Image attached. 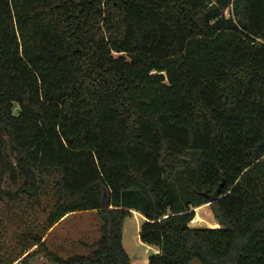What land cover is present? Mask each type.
Instances as JSON below:
<instances>
[{"label":"trees","instance_id":"1","mask_svg":"<svg viewBox=\"0 0 264 264\" xmlns=\"http://www.w3.org/2000/svg\"><path fill=\"white\" fill-rule=\"evenodd\" d=\"M45 191L102 220L88 256L30 233L55 264H132L134 213L149 264H264V0H0V229Z\"/></svg>","mask_w":264,"mask_h":264},{"label":"rangeland","instance_id":"2","mask_svg":"<svg viewBox=\"0 0 264 264\" xmlns=\"http://www.w3.org/2000/svg\"><path fill=\"white\" fill-rule=\"evenodd\" d=\"M18 107L15 114H18ZM7 190L15 192L16 188ZM48 189V188H47ZM9 201V200H8ZM43 205L32 211L28 208V199L5 201L2 204L1 215L4 224L0 237V264H55L34 246L30 233L44 237L48 248L62 258L72 256H88L91 252L84 244L92 245L101 240L102 220L96 211H83L71 214L49 229L47 216L55 204L52 192L45 191L42 195ZM144 218L139 213H134L124 225L123 243L131 257L132 264H149L150 257L155 253V248L141 242L139 233ZM193 228L219 227L218 222L209 205L196 209V217L190 224ZM31 254V257H25ZM191 264H201L193 261Z\"/></svg>","mask_w":264,"mask_h":264},{"label":"water","instance_id":"3","mask_svg":"<svg viewBox=\"0 0 264 264\" xmlns=\"http://www.w3.org/2000/svg\"><path fill=\"white\" fill-rule=\"evenodd\" d=\"M216 200H217V197L214 196V197L212 198V201H211V202L216 201Z\"/></svg>","mask_w":264,"mask_h":264},{"label":"crops","instance_id":"4","mask_svg":"<svg viewBox=\"0 0 264 264\" xmlns=\"http://www.w3.org/2000/svg\"><path fill=\"white\" fill-rule=\"evenodd\" d=\"M53 228H54V227H53ZM53 228H52V229H53ZM155 252H157V250H155Z\"/></svg>","mask_w":264,"mask_h":264}]
</instances>
